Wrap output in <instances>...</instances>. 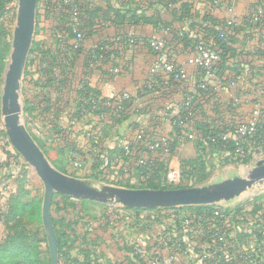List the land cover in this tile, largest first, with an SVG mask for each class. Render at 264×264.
I'll use <instances>...</instances> for the list:
<instances>
[{
  "label": "crops",
  "instance_id": "1",
  "mask_svg": "<svg viewBox=\"0 0 264 264\" xmlns=\"http://www.w3.org/2000/svg\"><path fill=\"white\" fill-rule=\"evenodd\" d=\"M55 1L38 0L36 29L39 26L46 33H51L52 21L49 19V10ZM141 1L143 0H86L95 10V16L91 28L88 29L90 34L87 35L88 32L84 34L83 54L77 59L76 68L69 75L61 91L63 108L59 116V128H55L52 124L53 115L49 111L42 115V118L33 111L28 120V124L32 127L30 133L42 142L44 155L57 171L62 173L64 170H71L73 172L71 163L65 160L64 156L70 152V145L75 143V147L82 154V157L72 159L80 165L76 169L73 168L79 179L84 180V176L93 170L95 161L98 160L101 163L99 167L104 178L99 182L113 187L116 183L132 187L130 181L137 180L140 173L134 170L124 171L125 167L131 165L129 158L121 150L124 146L135 142L137 129L156 131L173 141V151L165 162L159 153L149 157L163 164L165 173L168 169L179 171L180 185H192L194 180L183 174L182 165L184 162L195 160L199 156L200 149H205L206 179L200 185H208L205 182L211 176L207 166L209 160L224 161L223 165L227 161H235L230 151L204 145L208 133L222 125H233L245 121L246 115L255 103H259L264 109V99L258 94L264 75V52L261 50L264 37L256 38L252 43H246L240 29L231 30L233 34L231 54L223 62L221 71L216 68L212 75L205 77L208 95L204 96L196 89L204 74L186 64L191 52L189 38L193 40L198 38L200 34L196 31H199L202 25L214 29L223 28L224 20L229 16L227 12V7L230 6L229 0H174L176 7L183 4L186 9L189 8V18L186 19H180L173 16L175 13L162 10L157 3L159 0H151L150 5ZM253 2L254 0H238L233 5L234 14L238 17L244 16ZM116 9L133 10L144 13L147 18L160 19L169 24L171 29L178 30L185 35V38L187 37V40L181 42L180 39L171 38L168 33L161 35L172 42L174 59L187 72L188 78L184 84L167 85L166 79L161 77L163 80L161 85H153L151 91L139 89L140 81L153 61V55L144 42L146 38L153 36V25L143 21L128 31L126 36L129 41L128 46L116 47L120 54L118 60H114L113 54H108L101 61L88 68L85 67V56L88 55L90 47L99 42L114 41L119 33L115 17ZM56 38L62 37L57 35ZM114 69L118 70L117 74H113ZM33 74L32 77L36 80L38 75L34 73V70ZM220 81L222 86H219ZM84 83L101 99L104 92H126L134 99V103L125 110L124 120L119 125L112 119L109 101L104 99L95 113H92L94 111H91L88 106L81 105V108H76L78 100L74 99L75 93ZM229 83L234 85L230 86ZM165 91V96L160 97L159 93L163 94ZM192 91L196 93L194 119L184 132H177L172 126V119L182 104L183 94ZM51 95L52 101H55V96ZM76 111H81L78 118L73 117ZM89 131L99 135L100 142L97 148L91 146V140L86 136V132ZM188 135H192L193 140H189ZM253 156L254 154H251L248 163L241 164H251L254 167L260 159ZM210 168H213V165ZM146 217L145 212L124 211L122 223L113 220L109 226L95 232L93 237L98 249L101 251L105 249L107 253L113 249L116 264H155L157 257L148 250V244L162 238L164 231L173 226L174 221L172 218H163L157 227L149 229L144 220ZM242 232L243 229L237 226L231 233V237L234 235L239 237ZM121 247L122 253H117ZM118 255H122L123 263L119 261L121 256ZM133 255L139 258L135 260ZM150 256H154L153 263L148 261ZM168 256L175 264H189L188 258L182 261L171 253ZM162 257L165 258L164 254L160 256ZM194 258L196 259V256ZM195 264L200 263L197 260Z\"/></svg>",
  "mask_w": 264,
  "mask_h": 264
},
{
  "label": "trees",
  "instance_id": "2",
  "mask_svg": "<svg viewBox=\"0 0 264 264\" xmlns=\"http://www.w3.org/2000/svg\"><path fill=\"white\" fill-rule=\"evenodd\" d=\"M40 1V0H39ZM50 1V0H48ZM133 1V0H130ZM145 4L150 5L151 0H143ZM135 2V1H134ZM79 13V31L82 34L81 41L77 44L76 48L72 47L71 41L75 39V33L72 31L70 25V9L65 6L61 0H56L49 10V19L51 22V33H48V38L42 44H37L36 48H31L30 52L35 53L34 59H32V72L38 75V78L34 81V86L39 88L41 95L39 97H34L28 102V110L26 114L32 116L33 111H36L39 116L44 115L49 111L53 115V122L55 128H59V116L62 113V98L61 91L64 89L67 83L69 75L74 71L77 65V59L83 54L82 43L84 41V34L88 32V29L92 26V21L95 16V10L91 7L90 3L86 0H74ZM149 3V4H148ZM157 3L162 7V10L168 13H175L173 16H177L180 19L189 18V8H185V5H180L176 7V1L174 0H159ZM170 5V7H169ZM181 7V8H180ZM180 8V9H178ZM115 17L117 20V25L119 26V33L115 36V40L111 42H99L90 47L88 55L85 56V67L88 68L94 63L101 61L104 56L114 55V60H118L119 53L116 50L118 45L128 46L127 33L133 27H135L140 22H147L159 27H168V35L174 40H181V42L187 40L185 35L178 32V30L171 29L170 25L166 22L151 17L147 18L144 13L136 12L133 10L122 11L120 9L115 10ZM202 25V24H201ZM195 30V29H193ZM192 30V31H193ZM200 36L196 39L189 38L191 50L193 47L199 43L201 40L206 38H211L220 49L219 64L216 68L218 70L223 69V62H225L228 55L231 53V46H226L221 40H219V31L214 28L204 27L202 25L199 31H196ZM59 35L62 38L58 39L56 36ZM179 35V36H178ZM149 38V37H148ZM147 39V38H146ZM146 39L144 40L146 44ZM229 41H233V34L229 36ZM172 44V42H171ZM189 45V44H188ZM149 49L148 45L146 44ZM114 49V50H113ZM150 51V49H149ZM29 63V61H28ZM220 70V71H221ZM114 74V73H113ZM162 76L156 77L153 81V85H161L163 81ZM167 85L174 84H184L179 82H172L166 80ZM55 96V101H52ZM166 91L159 96H165ZM76 108H81L83 106H88L91 109L92 101L96 105H100L102 99L98 94L89 89V87L84 83L81 85L79 91L75 93ZM87 99H90L89 101ZM87 100V102H86ZM52 102V106H51ZM92 111V110H91ZM96 111L92 112L95 113ZM81 111H76L73 114L74 118H78ZM115 124L119 125L124 120V112L119 116H112ZM172 126L177 132L180 131L178 127L172 123ZM232 125H222L219 128L211 130L208 133V138L215 137L218 132L223 131L226 128H230ZM87 133V132H86ZM31 137L32 134L30 133ZM96 141L91 140V146L97 148L99 145V135L96 133ZM33 138V137H32ZM37 145L43 150V144L39 139L33 138ZM261 147L264 146V126L256 135V137L247 143L244 154L241 157L235 159V161L240 163H248L251 159V153L248 150L251 146ZM213 148H218L220 150L226 149L230 151L233 155V146L231 143H217L215 145H210ZM171 153L173 151V141H171ZM70 152H67L64 159L71 163L70 170L62 171L63 174H67L72 177L79 178L76 175V169L73 166V160L76 157H82L79 153L75 143L70 145ZM205 149H200L199 156L189 162L183 163V174L188 178H193L194 182L192 185H184L176 187L180 188H190L200 185L206 179V162L204 160ZM123 152V149L121 150ZM124 153V152H123ZM202 153V155H201ZM73 162V163H72ZM159 168L152 170L149 179L145 185L138 187L139 189H171L169 186L164 185V173L165 167L163 164L158 162ZM101 163L96 160L93 170L84 176L85 179L92 181H103V175L101 173L100 166ZM130 165H132L130 163ZM131 167V166H130ZM74 168V169H73ZM134 171L140 173L141 171L134 168ZM134 188V187H132ZM174 189V188H172ZM62 199L68 200V197H61ZM189 210V212L178 213V208L170 209H126L125 211L133 212H145L147 217L144 219L147 223L146 226L150 228H155L159 225L163 218H172L174 223L173 226L167 228L162 238L158 241L148 244V250L155 255L156 251L162 250L160 242H165L167 245L168 253L173 256H177L179 259L184 261L188 258L189 264H195L198 260L200 264H264V200L263 197H258L243 203L234 208H222L216 205L210 206H190L182 207ZM52 209V204H51ZM177 210V211H176ZM112 221L107 223L110 225ZM241 227L243 229L242 235L236 237L235 235L231 237V233L236 227ZM60 243L57 240V255L60 251ZM66 245V244H65ZM196 256V259L194 257ZM139 257L133 255V259L137 260ZM154 256H150L148 261H152Z\"/></svg>",
  "mask_w": 264,
  "mask_h": 264
},
{
  "label": "rangeland",
  "instance_id": "3",
  "mask_svg": "<svg viewBox=\"0 0 264 264\" xmlns=\"http://www.w3.org/2000/svg\"><path fill=\"white\" fill-rule=\"evenodd\" d=\"M17 7L18 0H0V99L12 48ZM48 36L41 27L37 26V29L35 27L31 48L35 49L37 44L45 42ZM30 51L20 91L21 121L29 133L32 127L28 124L26 114L28 102L41 95V90L34 86L31 62L35 53ZM255 148L258 150L253 157L264 160V146ZM223 162L218 160L207 162L211 176L205 182L206 184L245 177L253 168L251 164L243 165L237 161H227L225 165ZM212 165L213 168H210ZM88 181L97 186L103 185L98 181ZM178 186L180 185L169 187L175 189ZM115 187L139 189L118 183ZM43 195L44 186L39 177L11 146L0 111V264H50L48 243L42 224ZM61 197L64 196L54 194L51 202L52 209L50 205L54 233L60 243L58 264H113L112 262L116 264L113 249L108 253L105 249L99 250L93 236L98 229L106 228L110 221L122 223L124 208L72 198L65 200ZM258 197H263L264 200V187L253 188L229 202H220L215 205L222 208H234ZM177 210L179 212H174L175 214L189 212L186 208ZM122 251L121 247L117 253L121 254ZM118 256H121L119 261L123 263L122 255Z\"/></svg>",
  "mask_w": 264,
  "mask_h": 264
},
{
  "label": "built area",
  "instance_id": "4",
  "mask_svg": "<svg viewBox=\"0 0 264 264\" xmlns=\"http://www.w3.org/2000/svg\"><path fill=\"white\" fill-rule=\"evenodd\" d=\"M62 3L67 6L71 11L70 25L72 31L75 33V39L71 41L72 47L76 48L77 44L82 39V34L79 31V13L74 0H61ZM230 6L227 7L229 16L224 20L223 28H218L219 40H221L226 46H232L229 41V36L232 35L231 30L240 29L243 32L246 43H252L256 38L264 37V0H254L253 4L249 7L246 14L242 17H238L234 14L233 5L238 0H229ZM170 7V5H169ZM168 27L155 26L152 28L153 36L146 39L151 54L153 55V61L148 68L145 76L142 78L139 84V89L151 91L153 89L152 81L162 76L166 80L172 82L184 83L187 78V72L185 68L174 59V49L170 41H168L162 34L168 33ZM261 50L264 52V38L261 45ZM220 49L211 38H206L197 43L190 52L187 58L186 64L194 67L202 74L199 83L196 87L198 93L201 91L204 96L208 95V87L205 77L212 75L217 65L219 64ZM114 74L118 73L117 69L113 70ZM263 84L258 91V94L264 99V75L262 76ZM233 86L234 83H229ZM219 86H222L220 81ZM196 93L185 92L183 94V101L178 109L176 115L172 119L179 132H184L192 123L196 113ZM102 99L109 101L112 116H119L125 112L127 107L134 103V99L126 92H104ZM237 102V101H236ZM91 110L95 111L98 105L92 101ZM236 104V103H235ZM264 126V109H262L259 103H255L254 107L246 115L245 121L237 124H233L230 128H226L221 132H218L215 137L207 138L204 145L210 146L221 143H231L233 146L234 158L241 157L244 154L247 143L252 141L259 131ZM86 136L93 141H96L97 135L95 132H87ZM189 140H193L192 135H188ZM171 139L167 138L161 133L156 131H147L143 128H139L136 131V140L132 145H126L123 147V154L129 158L131 167H125L124 171L134 170L137 168L140 170V176L137 180L130 181V185L135 188L145 185L150 177L152 170L158 169L159 164L149 156L154 153H159L164 162L171 156ZM258 148L251 147L248 152L255 154ZM73 166L78 168L80 165L78 162H74ZM180 172L174 169H168L165 173L163 183L166 186L180 185ZM162 250L156 251L155 256L156 263L159 264H175L170 258L167 245L165 242H160ZM164 254L165 258H160ZM168 256V257H166ZM154 260L152 261V263ZM155 263V264H156Z\"/></svg>",
  "mask_w": 264,
  "mask_h": 264
},
{
  "label": "water",
  "instance_id": "5",
  "mask_svg": "<svg viewBox=\"0 0 264 264\" xmlns=\"http://www.w3.org/2000/svg\"><path fill=\"white\" fill-rule=\"evenodd\" d=\"M37 2L38 0H18L16 26L9 63L4 74L0 111L11 146L34 170L44 186L42 224L48 243L50 264H58L57 239L50 216V205L54 194L126 209L152 210L215 205L229 202L253 188L264 187L262 159L255 163L245 177L180 189L153 190L97 186L91 181L57 171L21 121V81L34 38Z\"/></svg>",
  "mask_w": 264,
  "mask_h": 264
}]
</instances>
